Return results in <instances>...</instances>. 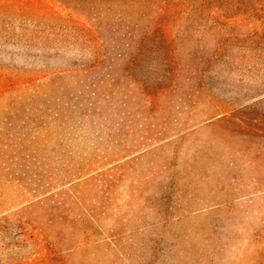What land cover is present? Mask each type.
I'll list each match as a JSON object with an SVG mask.
<instances>
[{"label": "rangeland", "instance_id": "obj_1", "mask_svg": "<svg viewBox=\"0 0 264 264\" xmlns=\"http://www.w3.org/2000/svg\"><path fill=\"white\" fill-rule=\"evenodd\" d=\"M0 264H264V0H0Z\"/></svg>", "mask_w": 264, "mask_h": 264}]
</instances>
